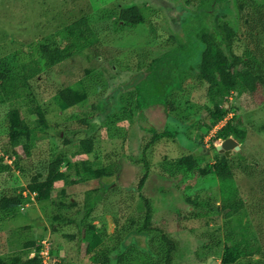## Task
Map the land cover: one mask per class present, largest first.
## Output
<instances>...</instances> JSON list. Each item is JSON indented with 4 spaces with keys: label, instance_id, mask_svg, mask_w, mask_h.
<instances>
[{
    "label": "rangeland",
    "instance_id": "rangeland-1",
    "mask_svg": "<svg viewBox=\"0 0 264 264\" xmlns=\"http://www.w3.org/2000/svg\"><path fill=\"white\" fill-rule=\"evenodd\" d=\"M253 1L264 13V0ZM133 5L143 23L126 26L118 20V11ZM244 15L234 0H0V75L14 78L0 79V196L5 191L28 194L33 177L43 179L48 164L60 154L62 176L56 178L51 197L57 199L64 189L77 203L62 211L63 221H53L50 200L32 199L0 210V259L20 256L24 261L43 243L53 250L49 258L54 262L46 255L45 264H92L91 251L110 249L117 236L120 251L131 245L144 248L149 235L139 229L145 210L140 194L151 206L152 224L176 245L173 264H209L208 259L224 264L223 251L232 245L251 252L233 264H264V103L255 105L254 98L239 99L234 92L211 95L191 67L202 49L196 37L201 31H217L221 22L237 33L232 43L236 54L247 55V46L257 43L264 49V16L249 38ZM80 19L86 22L78 28L86 33L68 37L65 28ZM44 39L61 43L64 60L21 89L20 65L39 59ZM78 82L87 98L64 108L59 90ZM33 96L45 112L46 130L33 134L32 146L16 159L7 140V120L18 110L23 124L36 126ZM214 102L226 109L217 128L207 127V109ZM230 119L245 132L244 139L233 137L240 147L227 155L243 206L227 219L223 212L207 216L205 208L194 203H221L210 166L224 153L216 145L225 138L214 136ZM165 132L170 136L151 144L155 133ZM85 135L93 137L90 153L79 148ZM14 148L19 152L20 144ZM188 155L197 160V170L169 177L164 167ZM74 163L88 170L103 168L106 175L73 185ZM87 209L90 214L84 217ZM190 212L200 218H184ZM128 224L129 230L118 233ZM88 225L101 236L95 249L88 247ZM68 234L77 239L66 238Z\"/></svg>",
    "mask_w": 264,
    "mask_h": 264
},
{
    "label": "trees",
    "instance_id": "trees-1",
    "mask_svg": "<svg viewBox=\"0 0 264 264\" xmlns=\"http://www.w3.org/2000/svg\"><path fill=\"white\" fill-rule=\"evenodd\" d=\"M235 8L239 14H245L246 24L249 28V38L253 37V31L260 29V21L263 18L264 13L261 11L262 5H256L253 0H234ZM118 20L126 25H137L143 23V17L139 13L137 6L122 7L118 11ZM264 20V19H262ZM85 19H80L68 25L65 28V33L68 37H74L79 35L82 37L86 32L85 29L78 28L79 24L85 23ZM247 27V25H246ZM89 28L87 27V30ZM237 37V33L233 30L227 22H221L218 25L217 31H201L196 37L202 44L200 51V57L196 66H191L196 69L195 77L208 84V93L215 96L227 97L234 92L239 99L247 98V100L253 98L255 105H261L264 103L262 97V91H264V49H260L259 43L252 48L247 46V55L236 54L232 49V43ZM248 43V41H247ZM39 59L37 61H28L21 63L20 65V83L19 88H28L32 84V79L39 78L42 72L46 69L62 62L64 60V53L61 43H54L49 39H44L39 45ZM2 81H12L14 78L8 80L4 78L3 73L0 75ZM34 89V87H33ZM34 97V105L32 107L33 114L37 119L36 126H28L22 123L21 116L18 110H13L10 117H8V143L12 146V152L15 154L16 159L22 157L32 146L30 139L33 134L38 132H44L47 126V120L45 112L41 108L38 99ZM58 98L64 108L75 106L76 104L84 101L87 98V91L80 82L75 85L65 86L58 92ZM251 103L247 101L246 104ZM171 107V103L169 102ZM225 106L219 105L217 102L213 103L212 108H208V116L210 122L208 126H214L219 122L226 114ZM206 126V125H205ZM245 132L240 130L237 125L232 123L230 119L225 125L219 128L215 134L216 139H224L226 137H238L244 139ZM164 136H170V133L165 132L161 134L155 133L151 138V144ZM21 141V143H20ZM93 137L86 136L79 140V148L83 153H90L92 150ZM20 144V151L15 150V146ZM229 159L225 153L221 158L210 166L215 173L219 182V192L221 203L220 205L207 204L208 202L199 201L194 203L197 208H205V215L216 216L218 213L223 212L222 216L229 219L232 216L238 214L239 210L243 206L242 198L238 194V190L235 186L233 174ZM64 159L60 154L48 164L47 173L43 179L40 176L33 177L31 183L28 185V194L22 193L16 194L13 191H5L0 196V210H10L16 207L23 206L29 203L32 199L38 202L50 200L52 204V219L53 221H63L66 217L62 213L63 210H70L75 207V204L70 197H68L64 189H60L57 199H52L51 193L55 184L56 178L62 176L60 167ZM70 164V163H68ZM148 164L145 163V168L148 170ZM197 166V160L193 155L181 157L174 165H167L164 167V171L169 177L177 175L187 176L195 172ZM209 166V165H207ZM73 178L70 181L71 184H83L87 183L91 179H99L101 176L106 175V171L103 168L88 170L85 165L74 163ZM145 171L138 180L137 189H142V186L148 176V171ZM33 194V196H31ZM144 203V216L138 219L139 229L141 232L146 233L149 238L147 239V245L144 248H140L136 245L126 247L123 251L119 250L122 245L121 236H117L115 244L110 249L99 248L96 252L91 251L89 260L92 264H173V255L176 250L174 241L164 233L161 229L155 227L152 224V209L146 198L139 194ZM207 207H204L205 205ZM209 205V206H208ZM90 214V210L85 211L84 217ZM63 216V217H62ZM187 219L200 218L197 213H186ZM52 221V222H53ZM70 222V221H69ZM55 225V224H54ZM53 227V231L56 229ZM91 231V239L88 241V247L95 249L101 243V236L94 232L95 226L88 225ZM131 224H128L127 228L123 227L119 229L118 233H125ZM83 229V228H82ZM82 229H78V232H83ZM70 240H76L77 235L68 234L65 236ZM82 238V237H80ZM33 243H28V246ZM41 245V244H40ZM36 248L35 254L22 261L20 256L13 257L9 261L0 259V264H43L42 258L38 255V251L41 246ZM87 252V249H85ZM50 254H53V250H50ZM113 254V255H111ZM250 256L251 252L246 251V247H239L238 245L228 246L224 249L222 254V263L233 264L236 260L243 256Z\"/></svg>",
    "mask_w": 264,
    "mask_h": 264
},
{
    "label": "water",
    "instance_id": "water-1",
    "mask_svg": "<svg viewBox=\"0 0 264 264\" xmlns=\"http://www.w3.org/2000/svg\"><path fill=\"white\" fill-rule=\"evenodd\" d=\"M239 142L235 140L233 137H226L219 144L216 145V149L220 152H224L227 156L229 151L234 149H239ZM209 264H217L215 261H211V259L207 260Z\"/></svg>",
    "mask_w": 264,
    "mask_h": 264
},
{
    "label": "built area",
    "instance_id": "built-area-1",
    "mask_svg": "<svg viewBox=\"0 0 264 264\" xmlns=\"http://www.w3.org/2000/svg\"><path fill=\"white\" fill-rule=\"evenodd\" d=\"M214 128H217V123L213 126ZM43 247V248H42ZM42 249L40 248L39 251H38V255L42 258V262L43 264H45V260H44V257H46V255H48V259L49 258V255L51 256L50 254V250L48 247H45L44 244L42 243ZM48 261H53L52 259L48 260ZM54 262V261H53Z\"/></svg>",
    "mask_w": 264,
    "mask_h": 264
},
{
    "label": "clouds",
    "instance_id": "clouds-1",
    "mask_svg": "<svg viewBox=\"0 0 264 264\" xmlns=\"http://www.w3.org/2000/svg\"><path fill=\"white\" fill-rule=\"evenodd\" d=\"M230 137V136H229ZM42 244V243H41ZM42 247V246H41Z\"/></svg>",
    "mask_w": 264,
    "mask_h": 264
}]
</instances>
